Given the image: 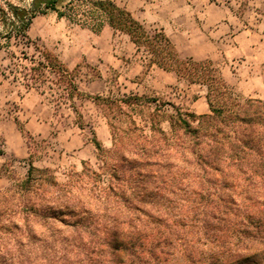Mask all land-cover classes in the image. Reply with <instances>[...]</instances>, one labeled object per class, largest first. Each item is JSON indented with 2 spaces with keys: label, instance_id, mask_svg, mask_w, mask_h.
Here are the masks:
<instances>
[{
  "label": "rangeland",
  "instance_id": "374dc122",
  "mask_svg": "<svg viewBox=\"0 0 264 264\" xmlns=\"http://www.w3.org/2000/svg\"><path fill=\"white\" fill-rule=\"evenodd\" d=\"M6 1L25 6L30 0H0V4ZM113 1L130 11L149 33L162 30L181 57L213 60L225 82L241 96L250 97L264 87V0ZM27 34L28 40L13 39L8 48L0 47V190L10 185L2 166L13 168L17 176L23 177L29 158L35 167L49 168L58 184L80 186L89 202L85 206L87 216L98 224L97 230L90 226L81 243L60 240L51 243L47 250L42 246L31 261L105 264L90 249L115 223L111 210L104 208L103 198H96L99 187L110 181L104 176L102 181L95 182L85 174L87 169L100 173L104 163L121 165L104 152L99 154L89 141L95 137L103 150L112 147L105 113L88 99H74L83 120L82 127H78L69 104L51 102L48 92L40 95L25 86L23 66L42 60L41 52L47 50L69 68L86 61L99 70L101 79L83 78L78 82L82 92L156 96L196 114L208 112L204 88L178 81L174 73L154 65L145 70L147 61L136 53L128 37L108 26L94 32L47 13L33 19ZM114 76L116 83L111 81ZM151 107L141 111L125 108L146 136L151 134L147 121ZM17 122L32 139L23 136ZM128 124V119L122 116L114 125L125 129ZM160 126L169 131L167 122H161ZM236 179L232 192L223 190L219 179L214 184L189 179L192 180L189 185L181 184V189H173L168 182L158 204L143 206L150 215L139 214L140 221L134 227L144 236L146 245L155 246L154 252L162 264H196L192 258L197 264L233 261L245 252L246 246L247 235L240 232L239 221L247 226L251 221L264 228V188L253 190L252 181ZM204 187H212L210 194L202 191ZM224 209L229 213L225 221H215L206 215L219 214ZM63 246L68 250L65 254Z\"/></svg>",
  "mask_w": 264,
  "mask_h": 264
},
{
  "label": "trees",
  "instance_id": "16d2710c",
  "mask_svg": "<svg viewBox=\"0 0 264 264\" xmlns=\"http://www.w3.org/2000/svg\"><path fill=\"white\" fill-rule=\"evenodd\" d=\"M47 13L94 32L108 26L126 35L136 53L147 61L145 70L154 65L174 73L178 81L203 87L208 107L207 113L196 114L156 96L82 92L78 82L83 78L101 79L99 70L86 61L69 68L47 50L41 52L42 60L23 66L25 86L40 95L48 92L51 102L69 104L78 127H82L83 120L74 99H88L105 113L112 147L103 150L95 137L89 141L99 154L104 152L121 165L104 163L100 173L90 169L85 172L95 182L107 176L110 183L99 187L96 198H103L104 208L111 210L115 221L105 237L94 242L91 253L105 264H162L155 246L146 245L134 226L140 221L139 214L150 215L143 206L158 204L168 182L173 189H181V184L187 186L192 180L214 184L219 179L220 187L232 192L235 179L241 178L252 181L253 190L264 188L263 100L237 93L225 82L213 60L181 57L162 30L149 33L130 11L113 0H30L25 6L6 1L0 4V47L8 48L13 39L28 40L33 19ZM111 81L116 83L117 77ZM144 107L152 109L147 117L149 136L125 109L141 111ZM122 116L129 123L125 129L114 125ZM164 121L169 125L168 132L160 126ZM17 127L23 136L32 139L18 122ZM2 169L10 185L0 190V264H32L42 246L47 250L60 240L81 243L90 226L97 230L98 224L87 216L85 206L89 202L80 186L58 184L49 168L35 167L30 158L23 177L17 176L13 168L3 165ZM203 190L210 194L212 187ZM210 213L206 215L215 221H225L229 215L225 209L219 214ZM239 223L240 232L247 235L245 252L233 261L218 264H264V228L251 221L248 226ZM67 232L74 235L68 236ZM62 251L67 253V247L63 246Z\"/></svg>",
  "mask_w": 264,
  "mask_h": 264
},
{
  "label": "crops",
  "instance_id": "0c3cea01",
  "mask_svg": "<svg viewBox=\"0 0 264 264\" xmlns=\"http://www.w3.org/2000/svg\"><path fill=\"white\" fill-rule=\"evenodd\" d=\"M250 97L259 98L264 101V87L260 90L259 93L251 94Z\"/></svg>",
  "mask_w": 264,
  "mask_h": 264
}]
</instances>
